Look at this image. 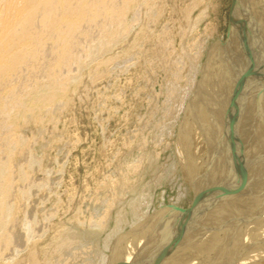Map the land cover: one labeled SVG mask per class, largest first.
<instances>
[{
	"label": "rangeland",
	"instance_id": "374dc122",
	"mask_svg": "<svg viewBox=\"0 0 264 264\" xmlns=\"http://www.w3.org/2000/svg\"><path fill=\"white\" fill-rule=\"evenodd\" d=\"M234 3L133 0L124 37L52 105L18 120L11 248L0 264L190 261L188 234L204 222L185 168L201 176L230 87L241 94L243 121L255 98L231 36Z\"/></svg>",
	"mask_w": 264,
	"mask_h": 264
},
{
	"label": "bare ground",
	"instance_id": "6f19581e",
	"mask_svg": "<svg viewBox=\"0 0 264 264\" xmlns=\"http://www.w3.org/2000/svg\"><path fill=\"white\" fill-rule=\"evenodd\" d=\"M132 1L0 0V254L11 248V153L23 145L18 120L37 105H52L78 70L124 37L122 18ZM232 18L233 43L255 98L243 121L241 94L230 87V106L219 111L201 176L196 165L185 168L184 188L194 189L204 222L197 235L196 229L188 234L193 248L186 264L195 255L197 264H264V0H235ZM241 130L247 137L236 139ZM66 240L67 250L75 237Z\"/></svg>",
	"mask_w": 264,
	"mask_h": 264
}]
</instances>
